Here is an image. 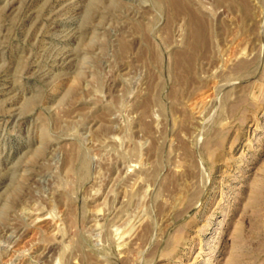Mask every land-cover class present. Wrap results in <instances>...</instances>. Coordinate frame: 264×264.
Returning <instances> with one entry per match:
<instances>
[{
	"label": "rangeland",
	"instance_id": "obj_1",
	"mask_svg": "<svg viewBox=\"0 0 264 264\" xmlns=\"http://www.w3.org/2000/svg\"><path fill=\"white\" fill-rule=\"evenodd\" d=\"M0 264H264V0H0Z\"/></svg>",
	"mask_w": 264,
	"mask_h": 264
}]
</instances>
